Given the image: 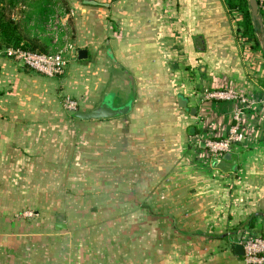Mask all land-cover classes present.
Returning <instances> with one entry per match:
<instances>
[{"label": "crops", "instance_id": "0c3cea01", "mask_svg": "<svg viewBox=\"0 0 264 264\" xmlns=\"http://www.w3.org/2000/svg\"><path fill=\"white\" fill-rule=\"evenodd\" d=\"M93 1L69 0L75 30L63 75L30 70L0 48V264H83L52 252L51 232L37 235L17 216L23 198L35 209L29 202L41 194L51 206L91 196L118 222L138 212L145 238L155 228L157 242L178 244L172 256L187 249L188 264H244L240 238L264 237V139L215 165L190 140L231 124L236 102L207 93L231 86L264 97L262 31L259 47L243 42L226 0ZM118 86L132 96L125 114L84 120L64 106L71 97L92 110L108 91L117 105ZM256 213L255 227L234 231Z\"/></svg>", "mask_w": 264, "mask_h": 264}, {"label": "rangeland", "instance_id": "374dc122", "mask_svg": "<svg viewBox=\"0 0 264 264\" xmlns=\"http://www.w3.org/2000/svg\"><path fill=\"white\" fill-rule=\"evenodd\" d=\"M32 1L15 0L11 3L7 0L6 2L7 8L23 31L25 41L31 44L37 41L39 47L51 44V47L47 48L49 53L67 50L69 56V51L73 49L74 32L73 19L68 20L69 14H64L66 8L71 9L69 0H60L59 7H56L58 15L53 16L51 20L47 17V20H43L40 24L37 23V18L30 17ZM42 12L44 14V11ZM54 25L59 28L60 35V41L56 44L48 42V38L52 39L54 35ZM258 30H261L260 27ZM258 34L263 41L264 33L259 31ZM116 90L120 94L118 104H121L128 98L129 93L124 95L119 86ZM40 182L42 184L41 180ZM71 197L66 196L67 200L52 202L51 206L50 203L48 205L45 203V197L41 194L36 197L35 203L29 202L35 209L28 208L25 197L24 204L21 205L24 210L16 211L19 219L34 224L37 235L51 232L52 252L62 250L70 252L71 255L73 253V257L77 254L79 260L83 259V264H188V261H191L187 249H180V258H177V254L172 256V250L176 252L179 250L175 248L178 244L169 241L168 237L164 242H157L155 232L151 233L155 228L149 226L148 236L145 238L138 212L132 219L122 217L121 222H118L113 220L114 215L111 212L102 208L98 211V207L90 201L91 196H83V199L80 197L81 201L75 203H71ZM13 198L19 203L22 196H13ZM57 223H66L67 227L57 228ZM59 237L62 239L60 240ZM41 246L42 244H36L38 250L43 249L40 248ZM161 248L164 252L157 251Z\"/></svg>", "mask_w": 264, "mask_h": 264}, {"label": "built area", "instance_id": "2783aa9c", "mask_svg": "<svg viewBox=\"0 0 264 264\" xmlns=\"http://www.w3.org/2000/svg\"><path fill=\"white\" fill-rule=\"evenodd\" d=\"M259 11L264 19V0H260ZM68 14L69 16L73 15V11ZM54 28L52 42L56 44L60 41V35L59 28L55 25ZM66 51L42 53L22 46H10L4 48L2 53L30 70L48 77H57L63 75L67 69L69 60ZM206 97L232 100L236 102V106L232 112L231 124L223 135L218 136L215 132L210 131L205 136L194 135L191 138L190 144L196 157L213 165L216 161L221 160L226 153L232 152L237 145H247L255 140L264 139V97L257 98L231 86L224 90L207 93ZM64 106L72 112L78 109L77 101L71 97L64 99ZM251 109L254 114L249 113ZM239 243L244 246L245 253L242 256L244 264H264V237L262 234H246L240 238Z\"/></svg>", "mask_w": 264, "mask_h": 264}, {"label": "trees", "instance_id": "16d2710c", "mask_svg": "<svg viewBox=\"0 0 264 264\" xmlns=\"http://www.w3.org/2000/svg\"><path fill=\"white\" fill-rule=\"evenodd\" d=\"M85 1V0H84ZM7 0H0V48L4 49L10 46H22L26 49H30L37 52L48 53V49L51 47V44L43 45L39 47L38 42L34 44L25 41V36L19 25V23L13 18L9 9L6 6ZM9 2L14 3L15 0H9ZM86 2V1H85ZM260 3V0H258ZM32 11L30 12V17H35L38 19V24L46 21L47 19L51 20L53 16L58 15L56 7H59L60 0H33ZM226 6L229 13H238L240 18L237 23V31L239 37L243 42H248V39H254L255 44L259 47L260 41L257 39L258 25L255 23L251 16V8L249 5V0H226ZM44 11V14H42ZM71 12V9H65L64 14ZM48 17V18H47ZM47 18V19H46ZM72 19L71 16L68 18ZM75 30V28H74ZM74 39V33H73ZM48 42H52V39L48 38ZM53 43V42H52ZM128 102L132 104V96L127 98L123 103L117 105H125ZM79 111V105L77 111L74 112L76 115ZM77 116V115H76ZM197 133V130L196 132ZM218 162V161H217ZM214 165V164H213ZM217 167V166H216ZM261 213L253 214L247 222L243 223L240 227L236 228L234 231L248 226L250 228L255 227L256 219ZM264 232V230H263Z\"/></svg>", "mask_w": 264, "mask_h": 264}, {"label": "water", "instance_id": "95a60500", "mask_svg": "<svg viewBox=\"0 0 264 264\" xmlns=\"http://www.w3.org/2000/svg\"><path fill=\"white\" fill-rule=\"evenodd\" d=\"M86 2L93 3V0H85ZM249 5L251 8V16L255 23H257L258 27H260L261 31L264 33V19L259 11V2L258 0H249ZM78 57L79 59L87 58V50L86 49H80L78 51ZM188 100L187 98L183 97V95H179V105L185 109H189L193 115H196L197 108L195 107H188ZM131 108V102H128L125 105L117 106L115 104V93L113 92H106L104 99L102 100L101 104L98 105L96 108L89 110V111H80L76 115L78 118L84 119V120H95V119H105L110 117H115L118 115H122L127 113ZM233 157L232 152H228L225 154L224 158L231 160ZM216 162L214 163V165ZM57 228H66V223H57ZM235 252L237 255L243 256L244 246L240 243H237L235 245Z\"/></svg>", "mask_w": 264, "mask_h": 264}]
</instances>
